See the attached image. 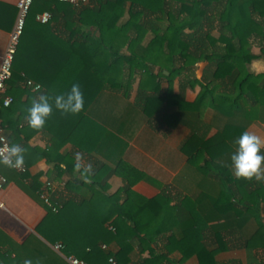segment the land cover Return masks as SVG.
Masks as SVG:
<instances>
[{"label":"trees","instance_id":"trees-1","mask_svg":"<svg viewBox=\"0 0 264 264\" xmlns=\"http://www.w3.org/2000/svg\"><path fill=\"white\" fill-rule=\"evenodd\" d=\"M0 7L6 9L0 27L9 26L17 9L1 2ZM43 11L51 14L47 23L36 20ZM82 26L87 30L81 37L85 67L78 82L70 85L71 97H43L40 104L51 107L47 117L57 132L62 130V141L78 128L104 88L127 95L138 79L136 100L145 115L167 110L174 100L175 116L161 115L167 125L172 124L168 118L183 122L181 118L191 115L190 134L180 149L191 161L198 157L194 167L213 182V189L174 198L162 188L155 197L137 203L127 189L140 180L157 182L120 163L107 174L122 178V186L112 194H106L107 184L96 178L65 182L67 190L83 189L78 197L51 193L60 207L53 212L45 206L47 214L37 232L52 244L63 243L65 254L88 264H112L110 256L115 264H183L193 256L197 264H235L222 263L217 256L237 246L246 251L249 264H264L257 255L264 251V182L249 166H241L254 147L248 126L264 122V71L256 81L250 70L252 61L264 62V0H93L79 6L33 0L22 35L28 28ZM19 52L20 44L7 82L13 93H6L13 100L0 105L1 112L10 111L21 93L25 69ZM201 61L207 67L198 79L194 69ZM176 77H183L178 94L171 88ZM162 79L168 87L160 95ZM195 85V99L185 101L183 90ZM204 101L209 122L198 116ZM211 128L216 131L209 135ZM51 152L49 148L39 154L48 160ZM2 163L9 169L5 172L0 166L7 181L13 179L43 203L37 176L28 181L27 170L19 173ZM0 264L66 263L34 234L18 244L0 230Z\"/></svg>","mask_w":264,"mask_h":264},{"label":"crops","instance_id":"crops-1","mask_svg":"<svg viewBox=\"0 0 264 264\" xmlns=\"http://www.w3.org/2000/svg\"><path fill=\"white\" fill-rule=\"evenodd\" d=\"M0 2L16 7V0ZM5 10L0 7V18ZM16 14L17 11L9 26L0 27V51L7 45ZM86 31L84 26L76 29L28 28L20 38L19 60L25 69L21 72L23 81L19 82L21 93L15 97L10 111H0V133L12 142L14 159L24 165L28 163V181L37 176L41 187L45 181L52 183L51 193H56V197L61 194L78 197L85 193L83 189L67 190L64 188L65 182H89L96 178L107 184L105 193L112 194L122 186V178L116 173L107 174L109 170H116L120 163H125L142 171L158 184L145 180L136 182L126 191L134 202L142 203L151 199L162 188L174 198L211 193L213 182L194 167L198 157L191 161L180 149L190 134L187 120L191 115L181 118L185 120L183 122L176 121L174 116L178 109L174 99V104L167 110H159L150 117L145 115L136 100L138 79L133 82L127 95L110 87L104 88L93 105L84 112L78 128L69 134L67 141H62V130L57 132L53 121L47 117L51 107L40 104L43 97H71L70 85L78 82L80 73L84 72L85 54L81 37ZM206 67V61L196 63L195 77L200 79ZM250 70L253 72L252 68ZM164 73L167 74L166 71ZM182 78L173 80L171 88L174 94L181 91ZM27 80L31 81V85L26 83ZM167 87V80L162 79L159 94L163 95ZM6 90L7 93H13L8 85ZM198 90V85L193 89L187 87L182 92V98L192 102ZM164 113L174 115L168 118L171 125H167L166 118L161 117ZM207 115L204 101L199 105V120L209 122ZM215 131L211 128L209 135ZM247 133L254 142L253 150L264 148V122L252 123ZM49 148L52 152L47 160L39 151H48ZM246 160L245 155L243 162ZM258 164L264 165V159H256L253 166H248L255 171ZM2 165L5 164L0 161ZM3 168L9 172L7 167ZM0 203L1 231L18 244L34 234L68 264L60 253L53 250L52 243L36 230L47 214L43 203L32 199L11 178L0 190ZM217 258L222 263L234 261L235 264H249L246 251L238 246L220 253ZM183 264H197V260L193 256Z\"/></svg>","mask_w":264,"mask_h":264},{"label":"built area","instance_id":"built-area-1","mask_svg":"<svg viewBox=\"0 0 264 264\" xmlns=\"http://www.w3.org/2000/svg\"><path fill=\"white\" fill-rule=\"evenodd\" d=\"M33 0H16V19L14 26L10 32L7 45L3 51H0V105L8 106L12 102V96L6 93L7 82L11 77L12 63L14 59L15 52L19 45L21 35L23 33L26 19L29 13ZM59 2H64L71 4L73 6H79L83 4H88L93 0H57ZM51 19V14L49 11H43L36 15V20L40 23H47ZM28 85H31V81L27 80ZM0 161L5 162L12 169L19 173H23L27 170V167L16 161L12 156V148L2 133H0ZM7 184V178L4 174L0 172V190ZM52 183L50 181H45L42 185L38 195L42 200L44 205L50 208L53 212H56L60 205L54 202L51 198ZM2 205V203H0ZM102 248H106L105 244L101 245ZM53 250L60 253L68 264H88L83 259H80L72 254H65V246L61 242H55L52 244ZM109 262L115 264L113 257H109Z\"/></svg>","mask_w":264,"mask_h":264},{"label":"rangeland","instance_id":"rangeland-1","mask_svg":"<svg viewBox=\"0 0 264 264\" xmlns=\"http://www.w3.org/2000/svg\"><path fill=\"white\" fill-rule=\"evenodd\" d=\"M250 64V68H252L253 72H255L254 77L255 80L258 81L260 79L261 73L264 70V63L262 60L253 61ZM247 160L241 164V166L245 167L248 165H252L256 161V159H264V148L251 150L246 154ZM253 166V165H252ZM250 167V166H249ZM255 172L261 177L262 181L264 182V165L258 164L255 168ZM257 255L263 259L264 258V251L257 252ZM254 262V261H253Z\"/></svg>","mask_w":264,"mask_h":264}]
</instances>
